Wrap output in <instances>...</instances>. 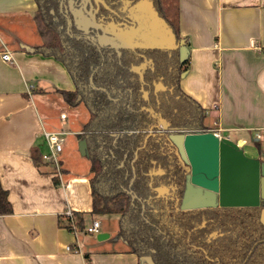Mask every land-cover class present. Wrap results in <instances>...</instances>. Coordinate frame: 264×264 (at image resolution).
<instances>
[{
    "label": "crops",
    "instance_id": "0c3cea01",
    "mask_svg": "<svg viewBox=\"0 0 264 264\" xmlns=\"http://www.w3.org/2000/svg\"><path fill=\"white\" fill-rule=\"evenodd\" d=\"M178 4L179 36L188 47L181 90L221 136L241 141L245 155L264 160V150L259 156L250 143L257 131L264 134V0ZM36 11L35 0H0V185L12 207L0 215V264H151L117 237L119 220L116 229L100 221L95 237L64 226L67 208L81 213L84 226L97 219L87 221L89 160L83 166L75 155L74 136L80 140L82 127L64 130L54 124L57 90H74V81L61 59L32 51L43 42ZM45 132L67 135L58 155L60 178L49 162L32 159L48 151ZM260 218L264 223V209ZM98 233L106 237L98 240ZM75 243L81 253L66 250Z\"/></svg>",
    "mask_w": 264,
    "mask_h": 264
},
{
    "label": "flooded vegetation",
    "instance_id": "af4514ba",
    "mask_svg": "<svg viewBox=\"0 0 264 264\" xmlns=\"http://www.w3.org/2000/svg\"><path fill=\"white\" fill-rule=\"evenodd\" d=\"M145 1L47 0L46 4L50 7V27L64 32L66 46L69 49L67 61L70 63L71 76L76 75L77 78L82 77L84 80L82 70L85 61L89 59L86 82L81 80L78 84L74 83V86L83 89V93L90 99V107L99 112L100 120L110 118L117 121L123 112L130 116L129 124L144 128L141 146H145L148 160L144 171L147 176L145 182L148 194L146 197H140L130 190L131 199L139 201L142 210L149 207L154 213L160 212L161 222L154 226L159 231H163L162 227L168 228L169 231L175 230L178 235V249H182L179 241H183L184 231L187 236L191 233L196 234L198 229L207 226L206 223L214 221L211 217H205L201 219L200 224L193 221V226L187 229L183 226L185 220L182 212L220 207L182 208L183 204L195 203L194 199L199 194H204L206 198L214 197L204 190L198 194L196 187L188 184L186 179L188 165L170 139L172 136L178 140V135L183 132L211 131L210 128L189 129L187 127L192 124L182 118L185 110H196L194 104L180 91L182 78L180 75L185 63L179 62L178 48L169 50L140 46L143 40L138 38L137 33L124 47H112L110 42L100 44L97 37L103 30L113 35L125 30L137 29L142 32L147 14ZM151 1L158 15L162 17L153 0ZM82 29H86L87 32ZM176 39L178 41V38ZM93 58L98 59V62L94 63ZM102 93L105 95L103 98L100 95ZM85 106L87 107L86 104ZM87 109L88 121L91 115L88 107ZM112 134L115 142L117 133ZM141 146H136L129 167L125 166L124 160L131 146L124 148L122 159L117 165L126 174L132 172L129 187L135 178L134 162L137 150ZM106 151L111 158H116L117 153L115 154L113 150L106 148ZM106 151H103L104 157L107 156ZM133 194L135 197H132ZM186 195L187 199H184ZM154 199L158 200L155 202ZM173 209L178 212V224H174L175 226L170 222L172 218L169 216ZM222 235L223 233L217 229L210 228L205 237L210 241ZM195 250H198L197 245L191 244L186 252L195 255Z\"/></svg>",
    "mask_w": 264,
    "mask_h": 264
},
{
    "label": "trees",
    "instance_id": "16d2710c",
    "mask_svg": "<svg viewBox=\"0 0 264 264\" xmlns=\"http://www.w3.org/2000/svg\"><path fill=\"white\" fill-rule=\"evenodd\" d=\"M37 3L36 19L38 26L43 35V42L33 47V52H39L43 55H52L61 59L68 69L70 63L67 61L69 49L66 46L64 32L49 25L50 12L47 0H35ZM159 14L165 19L172 28L176 38L179 36V4L178 0H153ZM94 63L98 59L93 58ZM85 67L82 70L84 80L72 75L74 83L86 82L89 70L85 61ZM181 71L180 78L187 69L188 60ZM182 95L186 97L195 106L196 110H185L183 120L191 123L189 129H209L205 122L206 113L203 108L190 96L186 95L180 89ZM57 92L61 95L64 102L71 106H78L85 103L89 108L91 118L83 124L80 138L86 141V157L89 160L90 186L92 195V214H119V226L117 237L124 240L133 252L139 256L151 257L153 264H264V223L260 216L264 209V198L260 200L258 206L246 207H211L204 209H192L183 211V226L187 229L193 226V221L200 224L202 218H212L213 222L206 223L205 228L198 229L196 234L191 233L187 236L184 231L182 249H178L177 232L169 231L168 228L162 227L159 231L154 225L159 224L161 213L145 207L141 208V203L136 199H131V194L127 190H132L140 197H146L148 194L146 187V178L144 174L148 165L147 154L143 143V127L132 126L129 124L130 116L120 113L117 121L100 120L99 112L90 107V99L83 89L77 86L74 90L60 89ZM103 98L104 93L100 94ZM92 109V110H91ZM138 130V132H130ZM117 133L115 142L114 135ZM258 155H262V149L259 141L256 139ZM129 149L127 158L124 160L126 167H129V161L133 157L136 146H141L137 150V157L134 162L135 178L132 185L128 183L132 177V172L125 173L122 168H118L122 159L124 148ZM110 148L116 154V158L110 157L106 151ZM122 148V150H121ZM106 151L107 156H103ZM38 159L32 154V159L37 163ZM158 199H154L156 202ZM164 206V205H163ZM12 211L11 204L7 198V192L0 185V215L8 214ZM75 223L72 225L69 218L64 215V226L72 231L74 226L77 231L84 229V221L81 213L73 212ZM168 214V213H167ZM172 218L173 226L178 224V212L173 210L169 212ZM175 224V225H174ZM215 228L222 232V236L207 241L205 234ZM187 236V238H186ZM182 243V244H181ZM197 245L195 255L186 252L190 245Z\"/></svg>",
    "mask_w": 264,
    "mask_h": 264
},
{
    "label": "water",
    "instance_id": "95a60500",
    "mask_svg": "<svg viewBox=\"0 0 264 264\" xmlns=\"http://www.w3.org/2000/svg\"><path fill=\"white\" fill-rule=\"evenodd\" d=\"M144 7L147 14L142 32L137 29L125 30L113 35L103 30L97 36L99 43L110 42L112 47H124L137 33L138 38L143 40L140 46L169 50L178 48L179 62L184 63L188 58L185 41H177L172 28L158 15L151 0H146ZM82 30L87 32L86 29ZM170 139L188 165V184L194 185L198 194L204 190L214 195L213 198H206L204 194H199L194 199L195 203L183 204V209L204 206L246 207L260 204V200L264 198V160L245 155L241 141L219 137L212 131L183 132L178 135V140L172 136ZM78 149L82 155H86L85 139L80 138ZM132 197H135V194ZM184 199H187V195ZM104 237V233L97 235L98 240ZM148 260L153 264L151 257H148Z\"/></svg>",
    "mask_w": 264,
    "mask_h": 264
},
{
    "label": "rangeland",
    "instance_id": "374dc122",
    "mask_svg": "<svg viewBox=\"0 0 264 264\" xmlns=\"http://www.w3.org/2000/svg\"><path fill=\"white\" fill-rule=\"evenodd\" d=\"M56 97H57V101L55 102L56 103V107H55L56 120L54 124H59V127H61L64 130H68L70 128L79 129L80 127H82L83 124L87 121L88 116H89V112L85 104L81 103L78 106L74 107L64 102L60 96H56ZM62 112L67 116V119L64 121L60 119V113ZM205 121L209 128H215L216 125L213 124L211 118L206 116ZM63 137L67 138V135L63 134ZM74 137H75V143H76L75 148H76V151H78L77 154L75 155H77L79 159L83 160L84 161L83 166H86V164L88 165L87 157L85 155H82L79 152V149H78L79 140L77 139V135H75ZM250 143H253V146L257 148L256 141H251ZM259 143H260L261 149L264 150V141L260 140ZM88 218L89 220L87 221L90 222L93 219H97L99 222L101 221L110 229H116L118 225V220H119V216L116 214H113V215L111 214H90ZM95 235L96 234L94 233V237Z\"/></svg>",
    "mask_w": 264,
    "mask_h": 264
},
{
    "label": "built area",
    "instance_id": "2783aa9c",
    "mask_svg": "<svg viewBox=\"0 0 264 264\" xmlns=\"http://www.w3.org/2000/svg\"><path fill=\"white\" fill-rule=\"evenodd\" d=\"M1 57L5 61L11 60L10 54L8 52H3ZM64 117H65L64 113L60 114V118H64ZM210 130L213 133H215L217 136L221 137V135L217 131L218 129L211 128ZM63 134L64 132H45L44 133L46 143L48 146V151L42 154V158L43 160L49 162L50 165L54 168V174L57 178L61 177V165H60L58 155L62 151V148H63V143H64ZM254 136L256 139L264 140V134L260 131H257ZM63 214L66 217H68L72 225H74L76 219H75L73 212L67 208ZM99 225H100L99 221L94 220L91 223L85 225L82 231L85 233H90V234L97 233L99 229ZM71 232L74 234H77L80 231H77L74 226ZM65 248L67 251H70L73 253H81V249L77 243L68 244ZM84 264H91V262L86 260Z\"/></svg>",
    "mask_w": 264,
    "mask_h": 264
}]
</instances>
